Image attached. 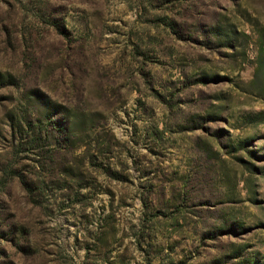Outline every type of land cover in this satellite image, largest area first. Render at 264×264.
Returning a JSON list of instances; mask_svg holds the SVG:
<instances>
[{"label": "rangeland", "instance_id": "374dc122", "mask_svg": "<svg viewBox=\"0 0 264 264\" xmlns=\"http://www.w3.org/2000/svg\"><path fill=\"white\" fill-rule=\"evenodd\" d=\"M0 264H264V0H0Z\"/></svg>", "mask_w": 264, "mask_h": 264}]
</instances>
